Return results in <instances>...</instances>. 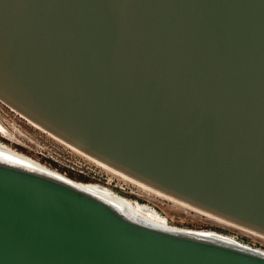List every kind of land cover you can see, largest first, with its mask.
<instances>
[{"label": "water", "instance_id": "1", "mask_svg": "<svg viewBox=\"0 0 264 264\" xmlns=\"http://www.w3.org/2000/svg\"><path fill=\"white\" fill-rule=\"evenodd\" d=\"M0 100L264 235V0H0ZM0 264H264L0 160Z\"/></svg>", "mask_w": 264, "mask_h": 264}, {"label": "rangeland", "instance_id": "2", "mask_svg": "<svg viewBox=\"0 0 264 264\" xmlns=\"http://www.w3.org/2000/svg\"><path fill=\"white\" fill-rule=\"evenodd\" d=\"M0 141L13 150L81 182L100 183L149 208L159 221L192 229L217 230L264 249V237L236 227L198 209L119 179L93 160L55 138L0 100Z\"/></svg>", "mask_w": 264, "mask_h": 264}, {"label": "bare ground", "instance_id": "3", "mask_svg": "<svg viewBox=\"0 0 264 264\" xmlns=\"http://www.w3.org/2000/svg\"><path fill=\"white\" fill-rule=\"evenodd\" d=\"M34 124V122H33ZM2 127L0 126V129ZM45 130V129H44ZM50 133V132H49ZM52 134V133H51ZM53 135V134H52ZM55 138L59 139L60 141L66 143L65 141L61 140L60 138L56 137L55 135H53ZM68 144V143H66ZM68 146H70L71 148H73L74 150L82 153L83 155H85L86 157H88L89 159L93 160L94 162H96L98 165L102 166L103 168H105L106 170H108L109 172L113 173L114 175H116L117 178L123 180L124 182H129V183H132L142 189H144L146 192L148 193H154V194H158V195H162L164 197H167L169 199H172L174 201H177L181 204H184V205H188L189 207H193L195 209H198L199 211H201L202 213H207L209 215H212L216 218H218L219 220L221 221H224L226 223H229V224H232L234 226H238L242 229H245L247 231H250L252 233H255L257 235H260L262 237H264V235L260 234V233H257L255 231H252L250 229H247L245 227H242L240 225H237L235 223H232L226 219H223L219 216H216L214 214H211V213H208L206 211H203L199 208H196L182 200H179L169 194H166L162 191H160L159 189L157 188H154L104 162H102L101 160H98L96 158H94L93 156L81 151L80 149L68 144ZM0 160L2 161H6V162H14V163H17V164H20V165H23L25 167H28L30 169H35V170H44L46 172H53V174H59L61 176H64L66 178H70L54 169H51L39 162H37L36 160L22 154V153H19L15 150H13L11 147L7 146L5 143L1 142L0 141ZM72 179V178H70ZM75 180V179H73ZM78 181V180H76ZM80 183V185L89 190L91 193H93L94 195L98 196L99 198L111 203L113 206H115L117 209L121 210L122 212L124 213H130L133 212V213H136V214H139L141 216V218H145V219H148V220H151L153 222H157L159 224H162V225H166V226H172V225H169L168 223H164V222H161L159 220H157L151 213H150V210L149 208H147L144 204H140L138 203L137 201H132L124 196H122L121 194H118L116 193L115 191H113V189L109 188L108 186H105V185H102L100 183H90V182H81V181H78ZM176 227V226H174ZM179 228V227H178ZM182 229H190V230H198L199 232H202V233H206V235H212L214 237H217V238H220V239H223L224 241H228V242H231V243H234L235 245H238V246H241V247H251V248H255V249H258L260 251H263L264 252V249L262 248H259V247H255L253 245H250L246 242H243V241H240L239 239L233 237L232 235H229V234H226V233H223V232H220V231H217V230H212V229H192V228H183L181 227Z\"/></svg>", "mask_w": 264, "mask_h": 264}]
</instances>
